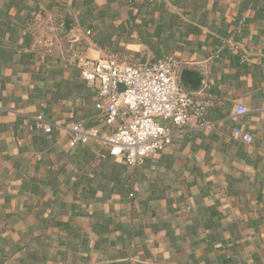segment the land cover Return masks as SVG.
<instances>
[{
    "label": "crops",
    "instance_id": "0c3cea01",
    "mask_svg": "<svg viewBox=\"0 0 264 264\" xmlns=\"http://www.w3.org/2000/svg\"><path fill=\"white\" fill-rule=\"evenodd\" d=\"M114 56H172L211 103L137 168L70 146L110 133L79 63ZM0 264H264V0H0Z\"/></svg>",
    "mask_w": 264,
    "mask_h": 264
},
{
    "label": "built area",
    "instance_id": "2783aa9c",
    "mask_svg": "<svg viewBox=\"0 0 264 264\" xmlns=\"http://www.w3.org/2000/svg\"><path fill=\"white\" fill-rule=\"evenodd\" d=\"M57 31L55 26L49 29V54L53 52ZM70 39L74 42L77 37L74 34ZM79 70L84 82L98 86L95 107L110 133L101 137L97 131L76 124L70 129V146L100 140L108 147L110 156L131 168L143 166L152 155L166 150L176 136L172 130L183 133L191 118L204 117L211 105L209 100H199L198 93L180 87L181 64L172 56L137 65L129 64L121 56L83 60ZM248 112L239 105L236 115ZM35 122L46 134L52 132L53 126L42 115ZM234 137L245 143L254 141L250 132L241 129L235 130Z\"/></svg>",
    "mask_w": 264,
    "mask_h": 264
},
{
    "label": "water",
    "instance_id": "95a60500",
    "mask_svg": "<svg viewBox=\"0 0 264 264\" xmlns=\"http://www.w3.org/2000/svg\"><path fill=\"white\" fill-rule=\"evenodd\" d=\"M65 28L70 31L72 29V23L68 20L62 21L61 30ZM203 81L204 77L200 73L185 69L181 72L179 85L186 91L197 92L202 88Z\"/></svg>",
    "mask_w": 264,
    "mask_h": 264
}]
</instances>
